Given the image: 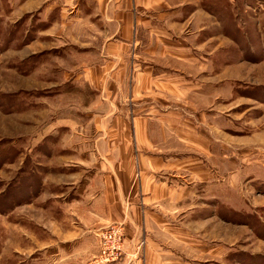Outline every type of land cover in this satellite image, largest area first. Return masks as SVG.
<instances>
[{"label":"rangeland","instance_id":"obj_1","mask_svg":"<svg viewBox=\"0 0 264 264\" xmlns=\"http://www.w3.org/2000/svg\"><path fill=\"white\" fill-rule=\"evenodd\" d=\"M186 1H191L197 7L192 5L186 8L185 18L189 10L194 11L201 6L214 13L210 15L212 20L206 24L204 31L194 32V39L190 36L193 35L190 27L183 34L200 43H205L207 39L209 53L217 46V51L207 55V72L196 77L210 82L222 72L225 80L223 96L217 102H203L196 110L205 117V124L215 121L210 117L213 110L221 111L218 116H222V120H217L218 131L209 128L212 138H217L221 145H216L215 141L212 143L211 134L202 128L203 139L205 136L208 138L205 139L206 146L201 144V151L191 152L188 146L170 141L168 143L176 150L156 152L157 157L169 156L181 163L185 159H191L196 160L197 164L193 161L186 166L184 161V165L178 166L177 163L175 168L165 166V170L159 173L160 176H156L160 181L172 183V188L176 189L175 195L160 197L153 205L154 201L146 204L139 197L124 200L125 205L129 204V208L132 206L133 209H125L126 219L121 223L110 224L122 225L125 229V252L115 264L126 259L145 264L147 254L153 259L149 264H264V0H233V3L229 0ZM18 3L19 0H0V97H4L0 101L7 100L8 105H11L17 100L16 104L22 107L24 97L30 96L38 107L27 113H0V145L11 143L31 131L33 138L43 129L46 134L47 128L61 119L72 120L73 123L70 130L62 131L64 133L58 136L59 139L62 137V144L58 145L65 148L77 145L76 137L79 140L87 138V132L91 128H94L95 133L91 136L96 138L97 143L100 137L97 132L102 131L105 126L111 125L117 129L127 122L129 128L133 129V119H124L125 115H121L128 109V105H125L127 103H123L125 95H120L119 92L111 101L110 98L104 99L106 94L101 87L97 88L98 92L93 93V89L84 85H79V88L70 86L68 80L73 76H79L81 83L83 79L96 74L98 78L101 77L100 71L92 69L96 68L98 60L93 63L90 60L92 55L88 52L80 53L79 56L72 52L75 47L78 48L79 38L80 44L85 46L83 48H88L85 40H89L92 35L90 25L81 21L83 27L79 28L80 34L77 37L71 27L62 31V27L55 26V23L40 24V11L22 14L20 11L23 7L17 8ZM222 30L223 46L220 44L221 40L214 44L215 39L211 38L221 35ZM28 61L36 64H31L34 67L32 71L24 70V63ZM88 68L91 69L88 71ZM177 68L179 69L178 66ZM227 81L232 83H226ZM15 95L18 96L16 99ZM169 101L170 107L178 108L173 112L177 113L180 122L183 123L182 118L190 117L192 106L185 99ZM111 113L121 117L108 123ZM193 123L189 130H184L186 135L183 138L192 134V126L195 130L196 123ZM204 123L202 125L207 128ZM221 125L223 134L219 136ZM35 130L38 132L36 135ZM117 132L119 133V129ZM122 136L118 134L115 137L119 139ZM80 144L81 151L87 149V144L82 146V140ZM70 158L72 157L59 158L53 154L40 164L47 166H44V170L48 171L49 193L65 188L64 192L69 193L72 185H77V190L81 191L86 184L79 183V178L85 174L87 182V179L100 172L98 163L101 160L97 157V161L89 158L93 163L84 167L86 171L66 173L64 168L74 163ZM13 172L14 168L0 165V211L7 200L6 191ZM134 180L135 175L126 178V181ZM98 184H92V190L96 194L100 191ZM180 188L184 189L182 195ZM90 200L92 201L91 198ZM34 208L36 211L29 214L21 206L15 210L11 220L6 216L7 211L0 213V254L3 251L4 255L8 254L7 243L13 231L15 242L21 250L10 259L4 258L1 264L19 263L27 259L29 253L24 252L27 247L24 236L26 230L34 237L35 243L30 247L37 251L34 254L38 258V249L42 248L41 241L67 240L70 236L63 237L64 234L77 231L79 224L75 219L58 223L57 228L49 227L44 233L34 231L35 227L31 229L29 225L52 220V214L48 210L44 216L40 214L39 205ZM81 219L89 227L90 221ZM74 222L77 224H72ZM131 223L138 234L135 231L126 243L128 228L130 235L133 233V228L129 227ZM72 247L73 245L65 246L64 250L70 251ZM53 250L54 248H49L47 251L51 254ZM97 258L98 254L91 264H96Z\"/></svg>","mask_w":264,"mask_h":264},{"label":"crops","instance_id":"obj_2","mask_svg":"<svg viewBox=\"0 0 264 264\" xmlns=\"http://www.w3.org/2000/svg\"><path fill=\"white\" fill-rule=\"evenodd\" d=\"M229 2L233 3V0ZM192 5L197 7L196 4L186 0L176 3L170 0H23V3H20L19 0L17 8L23 7L20 11L22 14L40 11L38 12L41 18L40 24L55 23V26L62 27V31L71 27L74 35L80 34L79 28L83 27L81 21L90 25L92 35L89 40H85L88 48H83L85 46L80 44L79 38L78 48L71 50L74 51L75 56L88 52L92 55L90 60H93V63L94 60H98L96 68L92 69L100 71L101 77L98 78L96 74L83 79L81 83L79 76H73L68 80L70 86L79 88V85H84L93 89V93L98 92L97 88L101 87L106 94L104 99L110 98L111 101L119 92L120 95H125L123 103H127L125 105H128V109L121 115H125L124 119L127 117L133 119V129L129 128L127 122L117 129L111 125L105 126L102 131L97 132V135H100L97 143L96 138L91 136L95 135L94 128H91L87 132V138L81 139L83 147L87 144V149L81 151L79 137H76L78 144H74L72 148L58 145L62 142V137L59 139L58 136L64 133L62 131L70 130L73 125L72 120L65 121L60 117V121L47 128L46 134L43 129L36 138H33L31 131L11 143L0 145V165L5 164L10 169L14 168L13 178L6 191L7 200L0 213L7 211L6 216L11 220L15 210L21 206L30 214L36 211L34 206L39 205L40 214L46 216L47 210L52 214V220L48 222L45 220L36 225H29V228L35 227L34 231L39 232L48 231L49 227L57 228L58 223L61 224L66 220L75 219L79 224L77 231L63 235V237L70 236L67 240L41 241L42 248L38 249L39 258L34 254L36 250L33 251L30 247L35 243L34 237L26 230L24 236L27 247L24 252L29 255L23 262L10 264H91L99 253V231L110 224L121 223L126 219L125 209L128 211L133 209L132 206L129 208V204L125 205V199L139 197L146 204L154 201L151 204L153 205L160 197L175 195V187L172 188V183L160 181V178H157L160 176L159 173L165 170V166L175 168L177 163L178 166H182L185 161L188 166L193 161L196 162L185 159L181 163L169 156L157 157L156 152L176 150L168 143L170 141L188 146L191 152L201 151V144L206 146L205 139L208 138L205 136L203 139L202 128L211 134L212 143L215 141L216 145L217 143L221 145L217 138H212L209 130L211 128L218 131L217 120L218 118L222 120V116H218L221 111L213 110L210 117L215 121L205 124L203 122L206 120L205 117L196 110L203 102H217L219 97L223 96L225 80L222 72L210 82L196 77L207 72V63L209 64L207 55L217 51L215 50L217 46L209 53L208 40L206 39L205 43L196 42L197 40H193L196 34L194 32L204 31L206 24L212 20L210 15L214 13L203 6L201 8L198 6L200 9L189 10L185 18L186 8ZM188 27L191 28L193 35L190 36L193 39L183 34L188 31ZM221 32V35L211 39H215L214 44H218L217 41L221 40L220 44L223 46V30ZM31 64L29 61L24 63V70L32 71L34 68L32 65L36 64ZM129 73L132 75L130 76ZM14 97L16 99L18 96ZM167 98L185 99L192 106L190 117L182 118L183 123L180 122L177 113L173 112L178 108L170 107L171 103ZM16 102L13 101L14 104L8 105L7 100L0 101V113L6 115L21 111L27 113L38 107L30 96L24 97L22 107ZM112 114L108 117V123L121 117L113 116L116 112ZM193 122L196 123L195 130L192 126L190 128L192 134L188 138H183L186 135L184 130H189ZM203 123L207 128L202 125ZM219 132L221 136L223 128ZM34 134H38L37 130ZM118 134L123 136L117 139L115 136ZM53 154L59 158L72 157L70 159L74 163L64 168L66 173L84 172L86 171L84 167L92 165V160L97 161L98 157L101 160L98 163L100 172L98 171L93 178L87 179V182L85 174L80 177L79 183L86 184L81 191L77 190V185L76 187L72 185L69 193L64 192L66 188L49 193L48 171L44 170V166H47L40 164ZM132 175H135V180L126 181V178L129 179ZM96 182L99 183L97 187L100 188L97 194L92 190V184ZM179 191L181 195L184 193L183 188ZM90 198L92 201H89ZM81 217L90 221L89 227ZM129 227L133 228V233L130 235L128 228L126 243L135 231L136 235L138 234L132 223ZM144 228L146 229L145 225ZM14 233L15 231L7 243L8 254L4 255L5 251L0 254V264L3 263L4 258L10 259L13 254L21 252L13 237ZM68 245L73 247L70 251H65L64 247ZM49 248H54L51 254L47 251ZM147 256L145 264L153 262L152 257L149 254ZM132 261L134 262L126 259L119 264L136 263Z\"/></svg>","mask_w":264,"mask_h":264},{"label":"built area","instance_id":"obj_3","mask_svg":"<svg viewBox=\"0 0 264 264\" xmlns=\"http://www.w3.org/2000/svg\"><path fill=\"white\" fill-rule=\"evenodd\" d=\"M99 254L97 264H115L124 255L125 229L122 225H109L98 234Z\"/></svg>","mask_w":264,"mask_h":264},{"label":"bare ground","instance_id":"obj_4","mask_svg":"<svg viewBox=\"0 0 264 264\" xmlns=\"http://www.w3.org/2000/svg\"><path fill=\"white\" fill-rule=\"evenodd\" d=\"M99 254V253H98ZM95 259V258H94ZM95 262H96V264H97V262H98V258L95 260Z\"/></svg>","mask_w":264,"mask_h":264}]
</instances>
